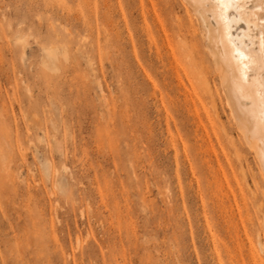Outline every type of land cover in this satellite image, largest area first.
Masks as SVG:
<instances>
[{
	"label": "rangeland",
	"instance_id": "1",
	"mask_svg": "<svg viewBox=\"0 0 264 264\" xmlns=\"http://www.w3.org/2000/svg\"><path fill=\"white\" fill-rule=\"evenodd\" d=\"M227 137L182 0H0V264H218L220 230L243 226L262 255L264 181Z\"/></svg>",
	"mask_w": 264,
	"mask_h": 264
},
{
	"label": "bare ground",
	"instance_id": "2",
	"mask_svg": "<svg viewBox=\"0 0 264 264\" xmlns=\"http://www.w3.org/2000/svg\"><path fill=\"white\" fill-rule=\"evenodd\" d=\"M182 1L189 7L202 31L204 46L213 59L231 124L239 135L238 143L227 137L237 159L236 165L244 168L243 153L249 150L258 165L260 179L264 181V0ZM16 39L21 40L22 37L18 35ZM180 40V46L189 50L185 53L187 62L194 66L192 72L194 81H190L191 86L194 87L195 82L208 94L212 116L218 118L214 93L209 86L204 68L196 58L195 49L192 44L186 42L184 35ZM48 54L51 55V51ZM172 56L174 61L177 60L174 52ZM218 124L224 131V125ZM230 163L229 167L233 169ZM254 175V186L260 189L261 185H258ZM242 185L245 187V184ZM261 193L264 194V190H261ZM260 223L262 224V220ZM261 226L263 225L257 227L258 231ZM263 231L264 229L261 233L264 236ZM230 232L229 228L220 230L218 247L215 245L213 247L218 264H243L247 259L252 264H264V247L261 243L264 241L260 240V232L256 231V241L262 255L255 253L256 247L253 246L255 243L248 237L245 226H243L245 242L241 240L236 243ZM245 245L246 250L242 248Z\"/></svg>",
	"mask_w": 264,
	"mask_h": 264
}]
</instances>
